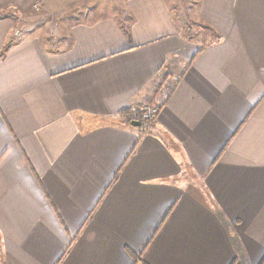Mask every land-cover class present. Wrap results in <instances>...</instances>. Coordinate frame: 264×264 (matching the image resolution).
<instances>
[{
  "label": "crops",
  "instance_id": "0c3cea01",
  "mask_svg": "<svg viewBox=\"0 0 264 264\" xmlns=\"http://www.w3.org/2000/svg\"><path fill=\"white\" fill-rule=\"evenodd\" d=\"M0 264H264V0H0Z\"/></svg>",
  "mask_w": 264,
  "mask_h": 264
},
{
  "label": "trees",
  "instance_id": "16d2710c",
  "mask_svg": "<svg viewBox=\"0 0 264 264\" xmlns=\"http://www.w3.org/2000/svg\"><path fill=\"white\" fill-rule=\"evenodd\" d=\"M138 114H140V117H137ZM141 114H144V112H141L140 110L133 111V110L129 109V110L124 111L122 115L126 116L127 119H139L140 122H142V124L146 128L147 125H149L151 123L149 120L142 118L143 116Z\"/></svg>",
  "mask_w": 264,
  "mask_h": 264
},
{
  "label": "built area",
  "instance_id": "2783aa9c",
  "mask_svg": "<svg viewBox=\"0 0 264 264\" xmlns=\"http://www.w3.org/2000/svg\"><path fill=\"white\" fill-rule=\"evenodd\" d=\"M145 112V117L147 120L150 121V123H153V121L155 120V116L158 113V109H156L155 106H147L144 109Z\"/></svg>",
  "mask_w": 264,
  "mask_h": 264
},
{
  "label": "water",
  "instance_id": "95a60500",
  "mask_svg": "<svg viewBox=\"0 0 264 264\" xmlns=\"http://www.w3.org/2000/svg\"><path fill=\"white\" fill-rule=\"evenodd\" d=\"M132 123H133L134 125H140V124H141V122H138V121H132Z\"/></svg>",
  "mask_w": 264,
  "mask_h": 264
},
{
  "label": "rangeland",
  "instance_id": "374dc122",
  "mask_svg": "<svg viewBox=\"0 0 264 264\" xmlns=\"http://www.w3.org/2000/svg\"><path fill=\"white\" fill-rule=\"evenodd\" d=\"M154 106H155V105H154ZM156 109H158V108L156 107ZM144 117H145V112H144ZM144 117H143V118H144ZM151 124H152V123H151Z\"/></svg>",
  "mask_w": 264,
  "mask_h": 264
}]
</instances>
